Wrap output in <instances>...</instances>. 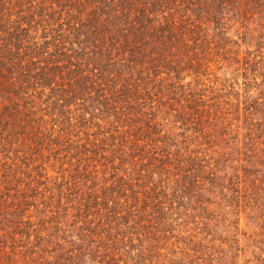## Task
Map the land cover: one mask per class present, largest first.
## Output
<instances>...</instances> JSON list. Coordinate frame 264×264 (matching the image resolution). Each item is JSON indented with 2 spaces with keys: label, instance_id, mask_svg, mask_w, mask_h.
I'll return each mask as SVG.
<instances>
[{
  "label": "rangeland",
  "instance_id": "rangeland-1",
  "mask_svg": "<svg viewBox=\"0 0 264 264\" xmlns=\"http://www.w3.org/2000/svg\"><path fill=\"white\" fill-rule=\"evenodd\" d=\"M224 22L190 42L195 58L154 76L159 95L138 110L114 103L110 117L77 100L61 111L42 79L0 93V264H264V29ZM156 170L163 185L191 175L189 210L169 239L121 244L144 204L111 185L123 176L136 190Z\"/></svg>",
  "mask_w": 264,
  "mask_h": 264
},
{
  "label": "trees",
  "instance_id": "trees-1",
  "mask_svg": "<svg viewBox=\"0 0 264 264\" xmlns=\"http://www.w3.org/2000/svg\"><path fill=\"white\" fill-rule=\"evenodd\" d=\"M187 12L192 14L184 16ZM178 13L184 15L178 17ZM230 18L242 26L254 21L264 29V0H0V93L8 99L28 94L42 79L51 85L61 111L77 100L86 106L90 100L94 112L110 117L117 114L114 103L120 109L138 110L132 106L135 101L159 95L149 88L154 76L163 69L176 71L195 58L192 51L197 49L190 42L207 35L209 24L223 30L224 20ZM38 31L42 43L31 33L38 35ZM195 52L196 57L208 56V52ZM95 88L102 94L90 98ZM13 112L16 115L20 110ZM134 114L136 121L141 120L138 112ZM129 123L125 120L124 127ZM166 176L172 180L163 171L145 173L147 181L136 183V190L126 188L123 176L112 183L115 193L125 188L134 200L141 195L144 204L142 210L133 212L138 220L118 234L119 243L134 241V234L145 232L157 243L169 239L167 233L180 225L182 216L176 215L181 206L189 210L186 204L193 197L194 182H190L191 175H184L163 185ZM130 214L128 209L126 216ZM156 227L164 233L157 238L150 232Z\"/></svg>",
  "mask_w": 264,
  "mask_h": 264
}]
</instances>
